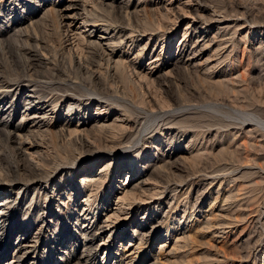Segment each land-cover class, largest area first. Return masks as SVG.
Instances as JSON below:
<instances>
[{
	"label": "rangeland",
	"instance_id": "374dc122",
	"mask_svg": "<svg viewBox=\"0 0 264 264\" xmlns=\"http://www.w3.org/2000/svg\"><path fill=\"white\" fill-rule=\"evenodd\" d=\"M57 1L47 0L46 2V0H35L33 4L28 6L30 9L24 12V6L28 5L24 3V0L18 4H11L10 0H0V11H3L0 13V28L1 26L4 27L6 22L13 18V16L17 19L21 17L26 18L28 13L33 10L55 9ZM195 1L176 0L174 3V0H140L142 7L143 5L145 7L141 15L146 10V20H148V18H152L151 15L148 17V14L152 13L150 11H155L159 7H167L172 3L173 8L184 6L185 9H188L196 6L197 2ZM228 1L231 2V0H205L203 6L221 10L226 7L229 3ZM65 2L70 3L71 0H59V5ZM132 2L135 3L137 0H132ZM237 2L243 5L246 4V7L249 8L247 10L252 15L255 14L254 16L256 17L252 16L254 20L250 17L251 21L247 19V23H244V19L237 20L240 26L236 31V37L233 44H224L226 48L221 57L222 60L216 61V53L214 51L217 41L206 42L209 45L202 49L203 56L191 64H183V70H188H182V73L179 72L177 74H171V64L174 62L175 56H177L178 46L184 39L188 38V35L192 32V26L196 22H191L192 20L189 15H181V19L173 20V12L172 14L171 12L166 13L161 9L170 19L158 17L160 13L157 11L153 12L156 13L153 18L159 19L160 23L158 22V24V20H156V26L154 22L153 28L155 27L158 30L154 32L155 37L153 41L148 43V50L144 51V59L143 57L136 59L134 57L135 54L133 55L132 53L124 56L123 53V59L128 62L130 61L129 63L133 64L135 71L133 70L130 73V82L129 80L122 81L120 78H117L116 84L112 85L113 93L111 94L110 92L109 95L117 94L116 96H119L118 94H122L124 91L119 96L123 99V102L128 100L126 104H134L137 107L143 106L142 108L146 109V111L145 109H139L137 112L143 118V111L146 113L151 111V113H156L152 109V98L150 96L152 93L154 99L156 97L157 100L158 98L159 100L163 98L161 101L168 102L166 103L167 106L165 103L163 105L166 109L161 106L163 108L162 112H168L167 115L175 116L176 120L171 125L159 128L154 132L146 130L138 143L123 141L122 145L115 143L113 147H108L107 149L104 139L101 141V149L82 153L76 156L77 158L73 163L69 156L68 159L62 160L60 163L65 168H72L76 164L82 166L85 160L92 161V159L97 158L98 162L91 171L90 177L96 179L101 175L103 178L98 181L96 179L98 184L89 183L86 186L88 189H84L85 185L83 184L76 187L74 191L70 190L68 193H65L66 189L64 188L66 186H63L66 181L61 182L59 197L53 203L54 209L57 212L55 215L57 216V221L53 222L54 224L50 232L44 238L38 240L37 243L34 238L29 237L28 240H32V245H37L39 252L36 256L37 258L31 255L27 264L32 262L34 264H55L56 262L61 264L80 255L82 253V236L77 235V233L82 229L83 224H87L86 220L92 224L97 222V225L103 226L111 224L109 229L112 228L114 233L116 232L110 238H107V236L101 237L100 233L96 235L94 249L91 250L95 255L94 264H108V257L113 258V263L115 258L119 256L123 260L121 264H143L145 260L148 263H153L156 259L161 264H264V61L263 57L262 60L260 57L264 56V33H262L264 27V0H245V3L243 0H237ZM10 9H15L13 15ZM144 18H142L143 20L141 19L142 22H146ZM232 22L233 18L228 17L222 18L219 23H221V27H225L230 24L232 26ZM70 28L73 30V34L77 33L76 35H78L77 25H72ZM47 29L51 30L50 27ZM210 36L207 39L211 40L213 34ZM5 37L7 36H3V38ZM145 41L146 38H143L141 43L143 44ZM13 42H11L12 45L15 43ZM126 46H123V51ZM231 49H234L233 52H231ZM122 50L117 47L114 48L113 52L118 55L120 51L121 53L123 52ZM229 53L232 55L230 54L229 56ZM231 61L234 63H231ZM156 72L167 73L169 79L175 80L173 82L174 85L171 82L173 86L170 87L168 94L160 92L158 88L152 85L148 86L149 93L147 92L148 87L146 88V84L137 82L138 75L146 74L148 77H153ZM196 74L199 77H196ZM59 77L60 79L67 78L65 75L60 74ZM72 77L70 76V78ZM119 79L122 84L126 82V85H128L132 82V85H128L129 88L124 85L125 83L121 85ZM226 81L232 83L230 84L229 82L228 84ZM133 82L137 83L134 84L135 88H133ZM142 85L143 87L141 88L143 89H140L139 87ZM126 87L127 89H125ZM136 87L140 91L136 90ZM175 88L176 91H174ZM128 89L132 91L134 89L137 93H131V90L128 91ZM153 92L157 94L153 96ZM128 94H132V98ZM135 95H139L143 99L138 98L136 100L137 97ZM146 96L147 100L150 101L151 108L146 100ZM182 100L183 102H181ZM140 101H144L145 105L141 104ZM180 102L181 104H179ZM230 108L248 113L249 118L247 114L243 115V117L239 114L237 117L236 114L238 113L234 112L233 114ZM148 109L149 111H147ZM106 111L102 110V113L105 115ZM64 112L59 111V122L62 120ZM96 112L95 108L91 109L88 115L85 116V119H93ZM109 113L111 115L109 122L116 115L123 117L121 112L115 108H111ZM253 116L261 120V123L256 124L254 121H249V119L253 120ZM73 117L75 116L73 115ZM236 117L239 121H241V118H245L248 122H244L241 127L234 125H230L231 127L229 128L226 127L227 123H239ZM181 119L184 123L181 122ZM68 120L72 121L73 127L76 125L81 126V122H77L72 117H69ZM127 120L131 122L132 118ZM153 120L152 117H148L146 122L150 123ZM199 130H203L201 131L203 132L201 133L202 135H200ZM61 147L59 148V159L61 153H66V155L71 154L70 152L73 147L72 149H66L64 146L65 149ZM188 153L189 155L192 153L190 158L188 157ZM61 157H65V155ZM181 157H187L189 161H186L187 163L184 164L181 162L184 158L182 159ZM174 160L185 167L183 174L175 172L173 175L168 169L171 162L175 163ZM163 162L168 163V166L164 165ZM107 164L108 166L105 168L104 165ZM160 164L162 167L165 166V170L160 169ZM243 165H247V167ZM153 169L154 171L156 170L155 172L158 173V176ZM222 169L226 170L222 171ZM152 171L154 174L151 173ZM109 172L114 173V175L110 177ZM207 172L209 176L204 177L205 175L203 176L202 173L205 174ZM161 173L168 180L167 182H165V179H162L164 177H162ZM165 173L167 176H172L167 177ZM89 174L90 172H87V175ZM128 174L127 178L126 175ZM149 174H153L154 176ZM63 176L64 172L61 171L59 179ZM148 176L149 178L146 180L145 178ZM150 177L153 178L150 179ZM179 178L189 179V182L191 180L194 186L199 188L200 192L197 199L195 200L194 197L187 204V207L183 205L175 208V199L173 200V198H176L177 191L180 188L179 185H175L178 184ZM213 178L216 179L213 180ZM81 179L82 176L79 175V180ZM157 182L162 184H157ZM168 182L171 183L168 185ZM124 188L128 189L129 192L132 190L127 204L126 201H124L125 204L119 202V199L124 194ZM71 192H73V195H70ZM58 198L59 202L57 201ZM106 199H108V202H105ZM56 205H59V208H56ZM119 209L121 212L118 211ZM115 211L120 212L119 216L107 217ZM24 212L18 215L20 216L21 224L27 220ZM226 221L232 222L231 225L221 227V224H224ZM35 225L36 227L39 226V220ZM145 225L147 226L144 227ZM151 226L154 227V231L157 233L151 240L152 245L144 244L141 247V255L137 256L135 260L128 257V259L123 258L126 255V252H123V248L128 244V241L134 240L136 242L139 232ZM184 227H187V229L186 233L183 234ZM23 228H20L18 231H23ZM135 229L137 232H134L136 231ZM24 233H26V230ZM54 240L56 241L55 243H53ZM111 240L114 244H112V247H109ZM161 246H163L162 249H160ZM127 249H130V247H127ZM12 251L11 249L10 252L12 253Z\"/></svg>",
	"mask_w": 264,
	"mask_h": 264
},
{
	"label": "bare ground",
	"instance_id": "6f19581e",
	"mask_svg": "<svg viewBox=\"0 0 264 264\" xmlns=\"http://www.w3.org/2000/svg\"><path fill=\"white\" fill-rule=\"evenodd\" d=\"M21 1L22 0H10L11 4H18ZM24 1L25 4H28L24 6L23 11L26 12L30 9L28 6L33 4L35 0ZM243 1L245 3V0ZM175 2L176 0H174V3ZM195 2H197L196 6H192L188 9H185L184 6L173 8L171 3L167 7L162 6L155 10L160 13L158 17L161 18L168 19L169 17H167L166 13L171 12L172 14L173 12V20L181 19V15H189L192 20L191 22H196L194 23L195 25L192 26V32H190L188 38L184 39L178 46L177 56H175L174 62L171 64V74L182 73L184 68L183 64H191L195 62V60L200 59L203 56L202 49L209 45V43L207 44L206 42L217 41L214 52L216 53V61H219L225 52L226 46L224 44H233L234 42L236 31L240 26L237 20L244 19V23H247V19L249 21V18L255 15H252V13L248 11L249 8L246 7V4L243 5L237 2V0L228 1L229 3L227 5L224 3L226 7L221 10L206 8L203 6L205 0H196ZM55 5L57 6L55 9H51L52 12L49 8L48 10L50 11L47 9H39L37 11L32 9L33 11L28 13L26 18L21 17L17 19L13 16V18L6 22L4 27L1 26L0 28V264H27L31 255L35 257L38 255L39 249L37 245H32V240L29 241L28 239L29 237L32 239L34 238L37 243L38 240L44 238L45 235L50 232L54 224L53 222L57 221V216H55L57 212L54 209L53 203L55 199L59 197V186L62 181H66V185L64 184L63 186H66L64 188L66 189L65 193H68L70 190L74 191L79 185L82 186L84 184V189H86V186L91 182H93L94 185L98 184L97 181L103 178L100 175L96 178V181V179L90 177L91 171L98 162L97 158L92 159V161L85 160L82 166L76 164L72 168H65L64 165L60 163L62 160L68 159L69 156L73 163L77 158L76 156L82 153L96 151L99 148L101 149V141L104 139L106 143V145L105 143L104 145L107 149L108 147H113L115 143L121 144L123 141H134L138 143L146 130L154 132L159 128L171 125V123L176 120L175 116L167 115L168 112H162L163 108H161V106L168 102L166 101L165 103V101H161L163 98L160 100L158 98L157 100L156 97V99H154L152 93L150 95L152 98V109H154L156 113H151V111L149 112L151 114H149L143 111V118L137 113L139 109H145L142 108L143 106L137 107L129 103L128 105L126 104L128 100L126 102L124 101V103L122 101L123 99L119 97L121 93L118 94L119 96H116L117 94L109 95L110 92L111 94L113 93L112 85L116 84L117 78H120L122 81H127L129 80L131 71H135L133 64L123 59V53L124 56L128 55V53L135 54L134 57L140 59L143 57L148 43L153 41L155 37L154 32L158 30L155 27L153 28V26L156 20H158L157 23L159 22V19L153 18V16L155 17L156 15V13H153L155 11H150L152 13L148 14V17L151 15L152 18L146 20V10L145 13L141 15L145 7L144 5L142 7L140 0H137L135 3L132 2V0H71L70 3L65 2L60 5L58 0ZM161 9L166 13H163ZM10 10L13 15L15 9ZM1 12L3 11H0V13ZM143 17H145L144 19L146 22H142ZM228 17L233 18L232 26H234L232 27L230 24L221 27V23H219L221 19ZM254 17H252L253 20ZM209 24L211 25L209 26ZM72 25H77V30L79 31L78 35H76L77 33H72L73 30L70 28ZM49 27L51 30L47 29ZM262 30V33H264V27ZM98 33L100 34L97 35ZM211 34H213L212 39H207ZM5 35L7 37L3 38ZM143 38H146V41L142 44L141 41ZM12 41L15 42H13V45L11 43ZM125 45L127 46L123 51L122 49ZM117 47L123 51L122 53L120 51L118 55L113 52L114 48ZM109 48L111 49L108 50ZM233 50L231 52H233ZM230 54L231 53H229V56ZM260 57L261 60L263 57L264 61V56ZM232 62L233 61H231V63ZM184 70L187 71L188 69ZM59 74L65 75L67 78L60 79ZM70 76L73 77L70 78ZM196 77H199V75L197 76L196 74ZM120 79L119 82L121 85L125 83L124 85L128 86L132 83H127L128 85H126V82H123L122 84ZM137 79V82L146 84V88L152 85L158 88L160 92L166 94L169 93V89L174 85L173 82L175 81L169 79L167 73L157 72L153 77H148L146 74L141 76L138 75ZM233 80L232 82H234ZM226 82L229 84L230 81ZM232 82H230V84ZM134 84L137 83L133 82V88H135ZM143 85L139 88L143 89L141 88ZM223 86L221 85V87ZM125 89H127V87ZM123 90L122 87V91ZM129 90L131 89H128V91ZM136 90L139 89L137 88ZM153 91L155 92V90ZM174 91H176V88ZM132 92L137 93L134 89L133 91L131 90V93ZM147 92H149V87ZM154 92L153 96L157 94ZM139 95H135L137 97L136 100L143 97V94L142 97H139ZM167 99L169 98L167 97ZM143 102L144 101H142L141 104ZM181 102H183V100ZM181 102L179 104H181ZM132 103L134 102L132 101ZM148 104L151 108L150 101H148ZM143 105H145V103H143ZM163 107L165 108V106ZM170 107L168 108L170 109ZM93 108L97 110L94 118L85 119V116L88 115L89 111ZM111 108L119 110L123 117H121V115H116L114 119L109 122L111 119L109 110H111ZM100 109L107 110L106 114L104 115ZM230 109L233 111V114L234 112L238 113L236 114L237 117L239 114L241 117L247 114L249 118L248 113L238 111L239 109L237 110L235 108ZM75 110L76 112H74ZM59 111H65L60 122ZM147 111H149V109ZM73 115L75 117H73ZM229 116L231 115L229 114ZM256 116H253V120L249 119V121H254L256 124L261 123V120L257 119ZM69 117L77 120V122H81V126L76 125L73 127L72 121L68 120ZM148 117H152L154 120L147 123L146 120ZM237 117L236 119H238ZM129 118H132L131 122L127 120ZM246 121L248 122L245 118H241L239 123H227L226 127L229 128L231 127L230 125L241 127ZM199 131L200 135H202L201 133L203 132L201 131L203 130ZM59 145L62 146L61 148L66 147V149H72L73 147L70 152L71 156L69 154L66 155V153H61L60 155H65V157L60 156L59 159ZM104 145L102 144V146ZM191 154L189 155L188 153L189 158L192 156ZM181 158L183 159L184 157ZM189 158L185 157L181 162L185 164L187 163L186 161H189L187 160ZM166 162H163L164 165ZM178 163L171 162V164H169L170 167H168V169L172 174H175V172L183 174V169L185 167ZM166 165L168 166V163ZM107 166L108 164L104 165L105 168H107ZM243 166L247 167V165ZM161 167L160 169H164L165 166ZM155 168L157 169V167ZM224 170L226 169H222V171ZM61 171L64 172V176L59 179V173ZM153 171L151 173L154 174L156 170ZM87 172H90V174L87 175ZM153 174L149 175L152 176ZM156 174L158 176V173ZM79 175L82 176L81 180H79ZM113 175L114 173H110V177ZM202 175L207 177L209 173H202ZM128 176L129 174L126 175L127 178ZM165 176H167L166 173ZM177 176L179 177V175ZM162 177H164V175ZM148 178L149 176L145 179L148 180ZM152 178L153 177H150V179ZM162 179L164 180L165 177ZM215 179L216 178H213V180ZM188 180L189 179L179 178V181L177 180L178 184H175L180 187L179 191L175 190L178 194L176 198H173V200L175 199V208L183 205L187 207V204H189L194 197L195 200L198 197V193L200 192L199 188H196L194 183ZM167 181L168 180L165 182ZM159 183L157 182V184ZM169 183L171 182H168V185ZM69 187L71 188L67 190ZM130 192L126 188L123 189L124 194L119 199L121 204H125L124 201H126L127 204ZM70 195H73V192H71ZM57 201L59 202V198ZM105 202H108V199H106ZM56 206V208H59V205ZM118 211H120V209ZM118 211L113 212L112 215L107 217L112 218L111 216L114 217L118 215L121 212L118 213ZM22 212L25 213L27 219L26 222L22 223L23 226H21L20 216H18ZM35 215L37 216L35 217ZM38 220L39 226L36 227L35 223ZM85 222H87V224H83L82 229L77 233V235L82 236V253L71 260L69 259L66 263L64 262L61 264H94L95 255L91 250L94 249V242L97 238L96 235L100 233L101 237L107 236V238H110L116 233H114L112 228L109 229L111 224L103 226L97 225V222H94V224L88 220ZM231 223L230 221H226L224 224H221V227L226 225L230 226ZM146 226L147 225L144 227ZM20 228H23V231H18ZM184 228L183 234L186 233L187 227ZM25 230L26 233H24ZM134 232H137V230ZM156 235L157 233L154 231L153 226L139 232V236L136 237V242H134V240H129L128 244L124 246L123 252H126V255L123 258L135 260L137 256L141 255V247L144 244L152 245L151 240ZM50 239H52V237H50ZM55 240L53 243L56 242ZM112 244H114V242L111 240L109 247H112ZM127 247H130V249H127ZM162 247L163 246H161L160 249H162ZM11 249L13 250L12 253L10 252ZM119 257H116L113 263V258L111 259L108 257V264H121L123 260ZM30 264L34 263L32 262ZM55 264L60 263L56 262ZM143 264H161V262L156 259L153 263H148V261L145 260Z\"/></svg>",
	"mask_w": 264,
	"mask_h": 264
}]
</instances>
